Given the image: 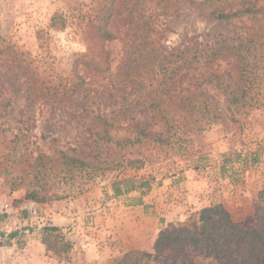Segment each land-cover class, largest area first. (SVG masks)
Wrapping results in <instances>:
<instances>
[{"label":"rangeland","instance_id":"rangeland-1","mask_svg":"<svg viewBox=\"0 0 264 264\" xmlns=\"http://www.w3.org/2000/svg\"><path fill=\"white\" fill-rule=\"evenodd\" d=\"M191 1L195 4L180 1L166 14L161 1L147 2L133 19L127 5L116 3L108 27L114 38L87 41L84 15L93 10L92 17L104 19L109 0H0V197L13 206L11 216H0V230H24L11 246L0 245V264H218L210 252L186 243L164 242L157 251V240L164 230L171 236L170 228L190 214L215 206L235 224L256 223L253 202L264 183V14L216 21L209 13L225 0ZM205 1L211 2L202 5ZM150 16L155 17L150 38L155 47L176 46L189 35L214 46L244 44L245 49L230 53L238 58L226 57L228 53L216 56L209 66L200 58L194 60V80L192 85L185 80L183 88L195 91V85L208 80L198 93L220 119L197 135L177 134L159 149V160L157 149L147 152L152 162L140 168L135 161L143 155L137 152L132 127L116 122L110 134L114 143L106 146L96 119L115 118L122 97L130 96L129 101L138 104L140 93L146 92L148 86L132 82L124 92L120 81L129 70L127 59L147 53L143 33ZM85 54L95 59V72L78 63ZM240 58L252 75L243 83L244 93L239 92L244 107L235 109L218 87L238 89ZM151 83L152 89L158 84ZM137 117L151 123L154 115ZM152 131L166 132L163 125ZM125 138L134 144L116 145ZM255 150L259 163L244 164L240 181H233L230 173L223 175L222 154ZM166 153L170 160L161 162ZM64 156L90 166L72 171ZM176 171L182 172L166 176ZM149 175L162 181L144 197L143 206L135 205V195L111 197L110 184L117 177ZM31 202L37 218L20 210ZM48 225L64 228L73 245L69 262L45 255L40 229Z\"/></svg>","mask_w":264,"mask_h":264},{"label":"trees","instance_id":"trees-1","mask_svg":"<svg viewBox=\"0 0 264 264\" xmlns=\"http://www.w3.org/2000/svg\"><path fill=\"white\" fill-rule=\"evenodd\" d=\"M154 1L109 0V7L103 10L104 19H100L98 14L92 17L93 10H91V14L86 13L84 15L85 39L88 41L97 38L101 41H110L114 38L109 32L108 27L110 23L109 19L113 15L116 3L122 2L124 5H127L128 17L133 19L136 14L138 16L139 8L143 4H147V2L153 3ZM158 1L163 3L162 10L166 14L172 9H176L182 0ZM186 1L191 5L195 4L194 1ZM210 2L205 1L201 4L204 5V3ZM221 4L219 8L209 13L210 17L216 21L230 22L246 16L264 14V0H225L221 1ZM153 18L155 17L150 16L146 21L147 31L144 30L143 33L148 46L147 53L142 57H134L132 55L127 59L129 70L123 74L125 81H120L124 84V92L129 82L140 84L141 88L142 86L144 88L148 86L146 92L140 93L139 101L141 102L138 101V104H135V101H129L130 96L122 97L123 101L116 105L118 107L114 111L117 114L115 118L98 115L96 119L102 132L101 140L104 141L103 143L106 146L112 142L114 143L110 134L112 130L116 129V122L132 127L137 134L136 143L139 145L137 152L143 155V159H136L135 161V163L141 164L140 168L146 165L147 162H152V155L150 153L147 155V152L157 149L156 158L159 160L162 152L159 149L164 147V145L171 144L172 139L177 134L179 136L192 133L197 135L204 132L208 125L216 123L220 119L219 115L211 109L202 95L198 93L203 84H210L208 80H204L200 85H195V91L183 88L185 80H189L190 85H192V81L194 80L193 76L190 77L194 60L200 58L205 66H209L215 62L213 58L216 56L220 57L223 53H228L226 57H236V54L230 53H241L242 49H245L244 44L237 46H214L209 42L201 40L199 36L189 35L181 37L180 42L176 46L160 45L159 47H155L153 46V41L150 39L153 32L151 26ZM253 48L256 50L257 45ZM86 58H89L90 61H85ZM242 61L243 59L240 58L238 70L241 75L240 73L238 75V89L230 91V87H226L225 89L218 87L229 98L230 105L235 107V109L244 107L243 103L240 102L239 97L242 95L239 92L242 90L244 93L243 83L247 82L252 75L250 66L247 63L246 65L242 64ZM80 62L91 73L95 72L94 68H98L91 54H85L83 60L78 61V63ZM133 70H136V75L132 74ZM154 81H157L158 84L152 89L153 84L151 82ZM77 86L79 85L72 87L74 92L77 91ZM73 91L70 94H74ZM146 112L153 113L154 115L151 123H143L138 120V114ZM158 125H163L166 131L165 134H156L152 131V128ZM164 135L167 137H163ZM115 143L117 146L128 147L133 145L134 141L125 138L122 141H115ZM91 153L87 155H91ZM221 158L220 169L223 175L230 173L232 175H229V177L233 178L232 176H235L233 181H240L239 170L245 168L244 164L250 167L257 165L260 153L259 150L247 152L246 154L231 151L222 154ZM64 159L66 165L72 171L85 170L90 166L80 159L65 156ZM167 160H170V157H167L166 153L161 162ZM133 161L128 160L127 163L131 164ZM114 162L116 160H112V163ZM119 163L120 161L118 160ZM194 168L199 169L198 166ZM180 172L182 171H176L166 176L173 177ZM161 181H158L155 175L147 177H117L110 184L112 190L111 197L113 199H120L135 195L137 197L132 198V200L136 201L135 205L143 206L144 197L152 191L156 183L160 184ZM31 197L36 198L34 194ZM253 204L255 207L256 223L252 227L235 224L228 213L221 210L220 207L215 206L194 212L184 221H179L170 228L173 231L171 236L168 235L170 230H164L157 240L155 248L158 251L161 244L168 241L172 245L180 242L199 250L210 252L218 264H264V183ZM214 219L215 221L213 222ZM0 221H2L1 218ZM23 234L24 230H17L8 234L0 230V245L11 246L12 242L17 238H21ZM40 234L41 243L48 258L59 262H69L71 260L73 245L66 238L64 228L48 225L40 229Z\"/></svg>","mask_w":264,"mask_h":264},{"label":"built area","instance_id":"built-area-1","mask_svg":"<svg viewBox=\"0 0 264 264\" xmlns=\"http://www.w3.org/2000/svg\"><path fill=\"white\" fill-rule=\"evenodd\" d=\"M20 210L27 211L33 218L38 217V211L35 203H24L21 205ZM13 213V206L9 201L2 200L0 197V216H11Z\"/></svg>","mask_w":264,"mask_h":264}]
</instances>
